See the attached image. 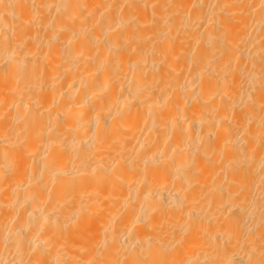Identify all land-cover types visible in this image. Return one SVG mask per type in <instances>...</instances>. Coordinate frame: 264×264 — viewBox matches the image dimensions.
Segmentation results:
<instances>
[{
	"label": "bare ground",
	"instance_id": "1",
	"mask_svg": "<svg viewBox=\"0 0 264 264\" xmlns=\"http://www.w3.org/2000/svg\"><path fill=\"white\" fill-rule=\"evenodd\" d=\"M0 264H264V0H0Z\"/></svg>",
	"mask_w": 264,
	"mask_h": 264
}]
</instances>
